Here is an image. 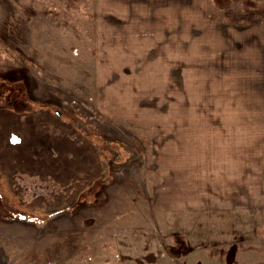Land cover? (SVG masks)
I'll return each instance as SVG.
<instances>
[{"label":"rangeland","instance_id":"374dc122","mask_svg":"<svg viewBox=\"0 0 264 264\" xmlns=\"http://www.w3.org/2000/svg\"><path fill=\"white\" fill-rule=\"evenodd\" d=\"M261 28L264 0H0V107L24 138L25 123L53 112L48 101L75 130H58L54 162L39 138L9 144L1 111L0 243L12 257L264 264V205L196 209L184 189L159 193L167 161L193 153L192 108L264 106ZM19 153L47 161L28 168ZM93 155L104 174L92 172Z\"/></svg>","mask_w":264,"mask_h":264},{"label":"crops","instance_id":"0c3cea01","mask_svg":"<svg viewBox=\"0 0 264 264\" xmlns=\"http://www.w3.org/2000/svg\"><path fill=\"white\" fill-rule=\"evenodd\" d=\"M258 100L264 103V94ZM246 103L241 107L189 109L194 118L193 132L188 134L193 142L188 148L193 153L188 158L179 155L178 167L167 161L168 172L164 165H158L157 158L152 160L158 172H167L170 181L167 184L164 178L166 182L164 185L162 181L159 193L184 189L189 198L193 195L196 209L228 210L264 205V106ZM12 254L8 244L0 243V264H26Z\"/></svg>","mask_w":264,"mask_h":264},{"label":"flooded vegetation","instance_id":"af4514ba","mask_svg":"<svg viewBox=\"0 0 264 264\" xmlns=\"http://www.w3.org/2000/svg\"><path fill=\"white\" fill-rule=\"evenodd\" d=\"M14 87L18 88V86L12 87V93L16 94V92L14 91ZM9 101H10V103L12 102L11 104L16 105V103H13V100L9 99ZM48 102L51 104L50 105L51 107H49V108H51V110H53V112L50 114L47 113L48 114V116H47L48 118L46 119L47 121L45 120L44 123H40V122L39 123H34V122L25 123L27 126L32 125V127H33V134L32 135H26L27 138H24L23 133L21 134V133H19V131H18L19 135L17 133H15L14 127H11L8 131L9 135H8L7 141L9 144L14 145V146L16 144L19 146H23V144L28 145L33 140H35L36 138H39L40 143L43 144V146L45 144L51 148V155L49 158L53 159L54 162H57V160H59V158L63 157V154H57L53 148V145L56 146V148H59V145H60L59 143H57L58 142V140H57L58 130L61 129L63 126H65V128H62V129H65V131H67L69 127L71 128V133H75L74 132L75 130L72 126H69V125L67 126V123H65L63 120H60L59 117H61V115L65 116L66 114L63 113L62 110L57 109V106L52 104V101H48ZM21 103H23V101ZM11 104H9V106L13 107ZM46 107H48V106H46ZM49 108H46V109H49ZM12 109H14L15 113L22 114L29 108L24 106L22 109H19V110L15 109L14 107ZM1 111H2V113H6L8 115V118L10 121L11 118L9 117V114H10L9 107L7 105L3 104V106L0 107V114H1ZM13 120H16V119H13ZM40 124H42V125L40 126ZM75 127H79V128L84 129L85 125H84V123L81 124L78 121V124L75 123ZM87 132L91 134V131L88 129H87ZM88 136H90V135H88ZM66 139H68L69 143H74L76 145L79 144L78 147H80V145L83 146L82 142H78L75 139H70L68 137H66ZM69 149L71 150L70 146H69ZM19 154H21V153H19ZM97 156H100V155L97 154ZM97 156L96 157H95V155L92 156L93 157L92 158V164H90V166L93 168L96 167V169H94L92 172L96 171V172H94V174H96V173L99 174V172L102 170V173L104 174L106 165L105 164L102 165L101 161H99V158L97 159ZM22 157H23V164L25 163L26 165H28L27 166L28 168H33L37 164V162L45 164L46 163L45 161H47V157L45 158V156H38V159H39L38 161H33L35 163H30V162L24 161L25 158L23 155H22ZM114 157L115 158L113 161H116L117 156L114 155ZM18 162H19V160H18ZM39 169H41V168H39Z\"/></svg>","mask_w":264,"mask_h":264},{"label":"trees","instance_id":"16d2710c","mask_svg":"<svg viewBox=\"0 0 264 264\" xmlns=\"http://www.w3.org/2000/svg\"><path fill=\"white\" fill-rule=\"evenodd\" d=\"M12 120H10V125L7 123V122H4V121H1V125L3 126V129L5 130V134H6V141H7V138H8V135L9 134H7L8 133V129L9 128H11L12 126H11V124L13 123V121L11 122ZM7 126H10L8 129H6V127ZM57 140H58V138H57ZM43 146V144H41L40 145V143L38 144V143H35V145L34 146ZM44 146L48 149V151H49V153L51 154V148L48 146V145H45L44 144ZM54 146V145H53ZM72 149V148H71ZM19 161H21V160H23L22 158L20 159L19 157H16ZM66 162H68V161H66ZM91 164H92V159H91V161H89ZM30 163H35V162H30ZM69 163H65V165L64 166H62V165H60V166H57V169L56 170H58L60 173L64 170V168L63 167H65V166H67Z\"/></svg>","mask_w":264,"mask_h":264}]
</instances>
